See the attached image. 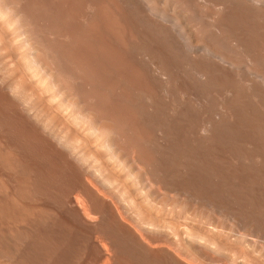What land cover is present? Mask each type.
Returning a JSON list of instances; mask_svg holds the SVG:
<instances>
[{
    "label": "bare ground",
    "instance_id": "1",
    "mask_svg": "<svg viewBox=\"0 0 264 264\" xmlns=\"http://www.w3.org/2000/svg\"><path fill=\"white\" fill-rule=\"evenodd\" d=\"M0 264H264V0H0Z\"/></svg>",
    "mask_w": 264,
    "mask_h": 264
}]
</instances>
